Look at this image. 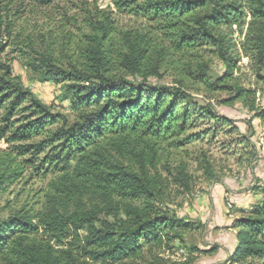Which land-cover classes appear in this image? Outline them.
Listing matches in <instances>:
<instances>
[{
	"label": "rangeland",
	"instance_id": "1",
	"mask_svg": "<svg viewBox=\"0 0 264 264\" xmlns=\"http://www.w3.org/2000/svg\"><path fill=\"white\" fill-rule=\"evenodd\" d=\"M118 1L44 5L0 0V60L12 67L23 89L72 123L78 114L64 84L44 81L31 66L50 61L64 70L83 71L94 64L92 50L99 49L108 60L109 77L164 89L167 101L172 92L187 94L190 98L179 103L176 113L187 112L188 120L160 135L145 128L137 134L107 135L67 173H48L45 166L35 170L38 166L27 162L32 155L20 157L15 144L0 141V175H6L0 186V220L20 211L41 215L55 202L68 213L103 209L92 182L79 176L87 163L107 162L133 172L145 164L161 185L157 207L193 225L169 246L147 254L146 263L239 264L231 260L235 221L264 199V123L256 117L264 110V72L242 56L232 76L224 79L226 65L212 47L177 46L189 17L175 22L159 18L148 10L156 0L142 2L139 12L120 7ZM132 47L145 50L143 73L134 76L123 63ZM153 71L157 74L151 75ZM99 218L113 221L107 211ZM8 259L0 258V264H10Z\"/></svg>",
	"mask_w": 264,
	"mask_h": 264
},
{
	"label": "trees",
	"instance_id": "2",
	"mask_svg": "<svg viewBox=\"0 0 264 264\" xmlns=\"http://www.w3.org/2000/svg\"><path fill=\"white\" fill-rule=\"evenodd\" d=\"M20 1L49 5L56 0ZM144 1L118 4L139 12ZM148 10L166 21L189 17L178 33L177 46L212 47L226 65L224 79L232 76L242 56L264 72V0H156ZM92 51L94 64L83 71L64 70L50 61L31 66L44 81L64 84L78 114L72 123L23 89L12 67L0 60V141L15 144L20 157L32 155L27 162L38 166L35 170L45 166L48 173H67L74 163L89 158V151L107 135L137 134L141 128L160 135L188 120L187 112L176 113L179 103L190 98L187 94L172 92V101H167L164 89L109 77L104 52ZM144 52L132 47L124 56L131 75L143 73ZM256 117L264 123V110ZM53 126L58 128L52 130ZM143 165L140 172H133L107 162L87 163L79 176L89 178L105 207L68 213L55 202L41 215L20 211L0 220V258L9 257L10 264H155L146 263V255L169 246L193 225L170 218L157 207L161 185ZM184 181L189 186L188 178ZM5 182L2 173L0 186ZM106 211L112 222L99 218ZM233 228L238 230V245L231 260L239 264L264 260V199Z\"/></svg>",
	"mask_w": 264,
	"mask_h": 264
},
{
	"label": "crops",
	"instance_id": "3",
	"mask_svg": "<svg viewBox=\"0 0 264 264\" xmlns=\"http://www.w3.org/2000/svg\"><path fill=\"white\" fill-rule=\"evenodd\" d=\"M230 230H231V229H230ZM237 231H238L237 229L234 230V234H235V242L233 241V244H234V245L232 244V245L234 246V250H233V252L236 250V247H237V245H238V242H237V239H236ZM232 249H233V248H232ZM232 249L229 250L230 255L233 253V252H231Z\"/></svg>",
	"mask_w": 264,
	"mask_h": 264
},
{
	"label": "built area",
	"instance_id": "4",
	"mask_svg": "<svg viewBox=\"0 0 264 264\" xmlns=\"http://www.w3.org/2000/svg\"><path fill=\"white\" fill-rule=\"evenodd\" d=\"M229 202H230V201H229ZM229 202H228L227 205H228L229 208H232V207H233V204H232V203H229Z\"/></svg>",
	"mask_w": 264,
	"mask_h": 264
}]
</instances>
